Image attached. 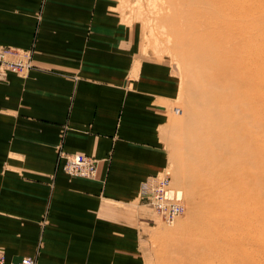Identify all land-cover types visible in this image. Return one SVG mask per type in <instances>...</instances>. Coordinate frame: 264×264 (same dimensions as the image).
Here are the masks:
<instances>
[{"label":"crops","instance_id":"0c3cea01","mask_svg":"<svg viewBox=\"0 0 264 264\" xmlns=\"http://www.w3.org/2000/svg\"><path fill=\"white\" fill-rule=\"evenodd\" d=\"M128 0H0V47L32 50L0 81V252L7 264H150L143 184L163 173L180 82L141 51ZM59 151L99 162L64 172ZM157 217V216H156Z\"/></svg>","mask_w":264,"mask_h":264},{"label":"bare ground","instance_id":"6f19581e","mask_svg":"<svg viewBox=\"0 0 264 264\" xmlns=\"http://www.w3.org/2000/svg\"><path fill=\"white\" fill-rule=\"evenodd\" d=\"M192 1L195 15L181 47L192 57L202 46L204 56L208 50L201 66L210 69V82L213 76L223 82L205 88L208 78L194 79L195 87L204 86L197 101L204 107L198 114L199 132L203 135L204 126L208 140L219 147L202 159L200 186L209 213L194 216L205 234L204 249L217 251L219 264H264V208L259 198L264 191L259 177L264 169V0ZM233 42L234 48H229ZM221 170L230 173L222 176ZM198 186H188L191 196H198ZM175 190L183 200L184 194Z\"/></svg>","mask_w":264,"mask_h":264},{"label":"rangeland","instance_id":"374dc122","mask_svg":"<svg viewBox=\"0 0 264 264\" xmlns=\"http://www.w3.org/2000/svg\"><path fill=\"white\" fill-rule=\"evenodd\" d=\"M127 2L132 5L122 14L124 18L127 17L129 21L141 26V51L153 59L165 62L180 82L179 97L169 106L165 144L170 163L165 171L171 174L172 187L184 194L185 213L174 226H168L154 216L156 223L150 228L148 237L150 264H219L215 255H218V252H211L206 247L204 249L202 242L205 234L198 230L200 223L194 216L195 213L200 215L209 213L203 197L204 189L200 186V180L203 181L202 177L205 174L202 159L206 155H213L219 148L217 144L208 140L204 126L200 129L201 132L204 131L203 135L199 132L198 114L204 111V107L200 104L197 106V101L200 100V94L204 93V86H200V89L195 87L194 79L202 77L207 79L211 74L207 66H201L208 50L204 52V56L202 46V52L198 50V54L192 57L181 47L182 40L185 41L187 38L188 24L195 15V3L192 0H128ZM254 8L251 7L252 11ZM228 46L234 48V42L228 43ZM261 58L264 59L262 51ZM192 60L194 64L191 63ZM207 81L205 88L211 83L223 84L220 78L214 76L211 82L209 78ZM262 102L264 103V92ZM261 135L264 141V126ZM229 173L227 170H221L219 174L227 176ZM259 177L264 181L262 168ZM194 184L197 186L199 184L201 187L197 197L190 195L188 187ZM259 185L261 183L253 185L252 188ZM259 198L262 199L260 207L264 208V191ZM263 221L264 215H261V222ZM193 236L196 240L194 242Z\"/></svg>","mask_w":264,"mask_h":264},{"label":"built area","instance_id":"2783aa9c","mask_svg":"<svg viewBox=\"0 0 264 264\" xmlns=\"http://www.w3.org/2000/svg\"><path fill=\"white\" fill-rule=\"evenodd\" d=\"M34 68L32 50L0 47V81H6L14 73L27 77ZM59 158L65 160L64 172L72 178L94 180L98 175L99 162L84 154H67L59 151ZM172 187L169 172L148 179L140 191L141 201L152 209L157 218L168 226L174 225L185 213V200L177 197ZM0 264H7L0 252ZM16 264H37L35 259L24 257Z\"/></svg>","mask_w":264,"mask_h":264}]
</instances>
